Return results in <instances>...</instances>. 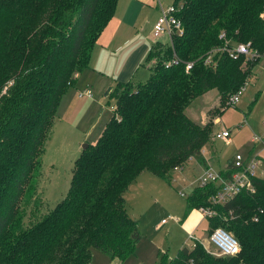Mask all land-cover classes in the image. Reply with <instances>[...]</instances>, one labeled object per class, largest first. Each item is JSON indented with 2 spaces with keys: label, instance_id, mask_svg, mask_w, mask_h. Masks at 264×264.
<instances>
[{
  "label": "trees",
  "instance_id": "1",
  "mask_svg": "<svg viewBox=\"0 0 264 264\" xmlns=\"http://www.w3.org/2000/svg\"><path fill=\"white\" fill-rule=\"evenodd\" d=\"M116 3L0 0V264H92L93 249L119 261L132 256L142 235L123 193L144 171L169 182L175 167L201 160L212 123H195L185 108L212 89L226 108L255 64L230 59L223 47L249 43L264 53V0H173L180 30L150 49L144 81L112 86L113 115L74 161L67 194L25 227L21 204H37L40 156L58 104L88 68ZM219 173H232L230 161ZM252 182L254 192L221 205H211L212 183L185 196L187 212L212 207L208 233L225 228L239 243L237 255L213 257L194 240L157 264H264V179Z\"/></svg>",
  "mask_w": 264,
  "mask_h": 264
},
{
  "label": "rangeland",
  "instance_id": "2",
  "mask_svg": "<svg viewBox=\"0 0 264 264\" xmlns=\"http://www.w3.org/2000/svg\"><path fill=\"white\" fill-rule=\"evenodd\" d=\"M169 1L161 0L165 6L162 9L173 5V0ZM153 4H156L155 0ZM260 57L252 61L255 62L254 66L258 64L252 68L253 74L247 85L240 90L235 103L225 109L218 101L219 93L213 89L192 101L187 107L186 114L194 120L203 114L204 106L212 108L204 121H211L212 116H217V121L211 125L210 140L203 149L206 158H214L208 165L214 172H218L235 154L241 155L244 161L257 156L262 159V164L257 166L256 175L264 179V56L259 60ZM83 74L81 72L75 87H69L63 94L56 109V119L45 142L44 152L40 156L41 176L37 187V204H21L25 227L39 220L42 214L53 209L57 202L65 197L74 161L81 154L84 144L93 143L89 140L95 137L97 128L100 130V126L105 125L94 126V122L104 120L105 123L113 113L114 99L107 93L111 84L104 88L92 83V88L88 89L93 91V99L77 97L86 83L90 84L83 81ZM96 79L97 76L92 81ZM217 101L218 105L214 107ZM91 125L93 130H90ZM222 128L230 132L228 141L214 138ZM85 134L87 136L83 138ZM198 162V158L193 157L180 166L181 170H173L169 182L144 171L130 183L129 189L123 193L125 210L130 218L137 221V229L142 237L136 245V251L126 259V264H157L160 255L166 254L168 259H172L180 247L190 246L193 240L206 239V219L196 208L187 212L185 199L204 173ZM162 219L164 223L161 222ZM196 224L197 231L193 233L194 229L191 228ZM92 252L93 263L103 264L102 257L106 256L95 249ZM98 256L102 259H97ZM211 256L216 257L212 254Z\"/></svg>",
  "mask_w": 264,
  "mask_h": 264
},
{
  "label": "crops",
  "instance_id": "3",
  "mask_svg": "<svg viewBox=\"0 0 264 264\" xmlns=\"http://www.w3.org/2000/svg\"><path fill=\"white\" fill-rule=\"evenodd\" d=\"M171 1L172 0H170L169 2ZM155 3L156 4H153V0H117L114 15L110 18L109 20L110 22L106 25V27L99 34V37L97 38L91 50L88 68L82 71L84 73L83 81L90 82L91 86L90 84L86 83V85L83 87L82 90L88 89V88L91 89L92 83L93 84L97 83L104 88L107 85L111 84V87L108 89V91L110 92L112 89V86L116 82L127 83V81H132L133 83H139L140 81L142 82L148 77L149 75L148 67L146 64H144V61H145V58L148 52L154 45H156V43H160L163 46L168 45L169 43V38L165 34H161V36L155 37V38L152 35V28L156 22V19L160 15L161 9L165 8V6L161 3V0H155ZM263 56H264V53L261 54V57ZM261 57L259 58V60L261 59ZM256 65L254 67H256ZM253 69H252L250 76H252L253 74ZM80 75L81 74H78L75 80L76 83ZM96 76L98 77V79L92 81L94 77ZM204 94L205 92L202 93V95ZM93 98L94 97H93V91H92V98L90 99H93ZM218 101H219V94H218ZM218 101H217V104L213 105L214 107L218 105ZM185 109H186L185 110V113H186L188 109L187 108ZM203 109H204L203 114H200L197 120L192 119L187 114L186 115L195 123L203 125L204 123L207 122V121H204L203 119L208 118V111L212 108H209V107L207 108L204 106ZM112 110H113V107H112ZM211 121L210 122L213 125L214 124L213 122L217 121V116H214V117L212 116ZM106 122L107 121H105V123ZM105 123H104V120H98V121L96 120L94 122V126L103 125ZM103 126H100L102 127L100 130H98L97 128V133H95V137L89 140V142L95 143V141L98 139V136L101 133L100 131H102L104 128ZM93 128H94L93 125H91L90 130H93ZM86 136L87 134H85L83 138H85ZM79 147H80V144H79ZM203 149L204 147L200 150L201 160H198L199 161L198 163L200 164L199 166L203 167V169L205 170V168H209L208 165L210 161H214V158H206L204 156ZM256 158L260 159L257 156ZM228 161H231V159L227 160V162ZM227 162H225L224 166L218 169V172H220V170L225 169ZM140 174H143V172ZM162 221L163 219L161 220V222ZM197 226L198 224H196L194 227L191 228V229H194L193 233L197 231L196 229ZM206 229H207V220H206ZM207 233H208V229H207ZM191 238H192V235H191ZM198 242H200L203 246L204 244L206 245V239H203L202 241H198ZM192 243L190 244V246L184 245L182 247L186 246L188 248H191ZM99 257L100 256H98L97 259L104 258V260L102 261L103 264H126L127 263L125 262L126 260L119 261L115 259H109L107 257H102V258L101 257L99 258ZM93 261H94V256L92 252V258H91L92 264H94ZM96 264H100V263L97 262Z\"/></svg>",
  "mask_w": 264,
  "mask_h": 264
},
{
  "label": "built area",
  "instance_id": "4",
  "mask_svg": "<svg viewBox=\"0 0 264 264\" xmlns=\"http://www.w3.org/2000/svg\"><path fill=\"white\" fill-rule=\"evenodd\" d=\"M176 7L170 5L166 9H161L160 15L157 17L156 22L152 28L153 37H159L161 34H165L169 38V43L171 36L180 30L179 20L175 16ZM231 59L237 58L238 56H243L246 59H256L259 53L250 47L249 43H235L231 47H223ZM173 63H177L176 57L171 59ZM192 66L191 63L186 62L185 71ZM241 88L240 90H242ZM240 90L227 101L226 106L235 103L240 95ZM83 96L92 98V92L89 89L82 90L81 93L77 94V97L82 98ZM230 132L226 128H222L219 133L214 135L216 140L228 141L230 138ZM262 164L261 159L256 157L251 158L249 161H244L241 155L235 154L230 161V168L232 173L227 177L223 178L221 173L214 172L209 168H205L203 175H201L197 181V186L203 187L208 183L215 184L218 187L216 193L210 198L211 205H221L227 201L233 199L237 194L244 192L246 194H251L254 192V186L252 178L259 177L256 175L257 166ZM180 166L174 168V170H181ZM198 211L207 220L210 217L215 216V212L210 206H200L197 207ZM257 215L252 216L253 221H257ZM164 222V221H162ZM191 239V237H190ZM193 245V244H192ZM206 252L216 256V257H232L237 255L240 250L239 243L228 232L225 228L216 227L213 228L209 233H207L206 245L203 246Z\"/></svg>",
  "mask_w": 264,
  "mask_h": 264
},
{
  "label": "water",
  "instance_id": "5",
  "mask_svg": "<svg viewBox=\"0 0 264 264\" xmlns=\"http://www.w3.org/2000/svg\"><path fill=\"white\" fill-rule=\"evenodd\" d=\"M108 92H109V91H108ZM108 92H107V93H108ZM84 147H86V145H85V144H84V146H83V149H84Z\"/></svg>",
  "mask_w": 264,
  "mask_h": 264
}]
</instances>
